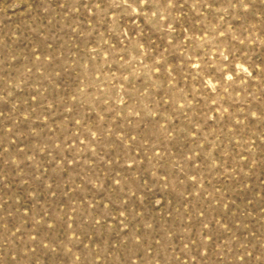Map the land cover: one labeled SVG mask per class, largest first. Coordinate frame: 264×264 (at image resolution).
Returning <instances> with one entry per match:
<instances>
[{
  "label": "rangeland",
  "instance_id": "rangeland-1",
  "mask_svg": "<svg viewBox=\"0 0 264 264\" xmlns=\"http://www.w3.org/2000/svg\"><path fill=\"white\" fill-rule=\"evenodd\" d=\"M0 264H264V0H0Z\"/></svg>",
  "mask_w": 264,
  "mask_h": 264
}]
</instances>
